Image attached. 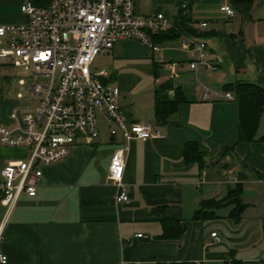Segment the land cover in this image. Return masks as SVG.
I'll list each match as a JSON object with an SVG mask.
<instances>
[{"label":"crops","instance_id":"0c3cea01","mask_svg":"<svg viewBox=\"0 0 264 264\" xmlns=\"http://www.w3.org/2000/svg\"><path fill=\"white\" fill-rule=\"evenodd\" d=\"M249 2L237 11L232 0H135L139 14L160 12L171 25L184 4L191 27L206 34L190 36L204 43V62L189 67L197 55L180 48L183 35L153 43L156 51L120 40L97 54L94 72L117 88L123 122L149 124L153 133L128 141L121 178L127 200L115 202L119 190L106 181L110 153L121 138L111 137L99 118L92 142L78 143L63 160L41 167L34 196L21 194L7 213L0 204L3 264H264V177L256 175H264V142L237 140L236 103L222 89L234 81L264 87V0ZM20 3L0 0V25L25 20ZM222 5L233 16L220 11ZM165 82L167 96L175 90L179 101L156 120L154 90ZM2 98L0 87V124H7L11 109L5 112ZM260 136L264 112L255 134ZM190 143L203 154L201 163L184 160ZM25 155L24 148L0 145V168ZM239 174L245 208L236 219L228 216L230 205L193 218L202 201L222 198ZM163 221L165 227L173 222L166 231Z\"/></svg>","mask_w":264,"mask_h":264},{"label":"built area","instance_id":"2783aa9c","mask_svg":"<svg viewBox=\"0 0 264 264\" xmlns=\"http://www.w3.org/2000/svg\"><path fill=\"white\" fill-rule=\"evenodd\" d=\"M134 3L135 0H21L19 10L25 20L0 25V63L47 77L45 82H31L27 105L12 108L9 123L0 124V145L26 150L23 159L9 161L0 168V204L6 213L21 194L35 195L42 166L63 160L73 146L88 144L97 137L99 118L111 137L121 138V145L110 153L106 181L119 190L115 202H126L121 178L128 141L145 140L153 133L149 124L123 122L117 88L102 80L101 72L92 71L91 64L97 54L120 40H135L157 50L150 34L168 29L171 21L160 12L139 14ZM179 7L187 12L184 4ZM219 10L228 17L234 14L227 5ZM204 25L205 22L198 23L199 27ZM182 38L180 48L197 55L189 67L203 63L204 43L190 36ZM207 67L215 68L212 64ZM225 97L231 98L228 93ZM16 98L22 96L17 94ZM209 235L218 241L215 232ZM5 262V255L0 253V263Z\"/></svg>","mask_w":264,"mask_h":264},{"label":"trees","instance_id":"16d2710c","mask_svg":"<svg viewBox=\"0 0 264 264\" xmlns=\"http://www.w3.org/2000/svg\"><path fill=\"white\" fill-rule=\"evenodd\" d=\"M45 2V0H42ZM232 4L236 6V10L239 11L240 7H249V0H232ZM190 18L187 12L183 13L181 7H178L177 15L172 23V25L164 30L159 32H154L150 34L151 42L155 43L161 39H176L180 35L185 36H195L203 37L206 34L202 31H198L195 28H192L189 24ZM170 89V83L165 82L154 90V116L156 120H161L174 110L176 107L179 98L177 92L174 90V94L169 97L166 94V91ZM224 91H230L232 93V99L236 103L237 107V117H238V133L237 140L240 142H249L253 140H259L264 142V136L259 138L255 137L256 130L258 127V121L260 115L264 112V87L261 84L249 81H234L226 83L222 86ZM203 154L196 151L194 144H187L183 149V157L186 162L196 161L201 163ZM258 177H264L261 173H256ZM244 178L243 175H238V181L234 182L231 186H228L225 192V195L217 199H206L202 201L200 206L194 211L193 218H206L213 216L212 212H208L210 209H215L223 207L225 205H230L228 211V216L236 219L241 211L245 208V204L241 202V193H242V183L241 180ZM164 223V231L169 225ZM162 236L165 234H161ZM177 264H194L193 262H179Z\"/></svg>","mask_w":264,"mask_h":264},{"label":"rangeland","instance_id":"374dc122","mask_svg":"<svg viewBox=\"0 0 264 264\" xmlns=\"http://www.w3.org/2000/svg\"><path fill=\"white\" fill-rule=\"evenodd\" d=\"M102 62V60H101ZM100 57L97 55L91 65V70L99 69ZM0 87L2 88V100L4 101L5 112L12 108H21L28 102L29 99V85L33 81L45 82L47 77L40 75H33L31 70H23L20 67L11 65H3L0 67ZM57 74L55 75V79ZM19 80L22 82L19 83ZM20 93L22 98L17 99L16 94Z\"/></svg>","mask_w":264,"mask_h":264}]
</instances>
